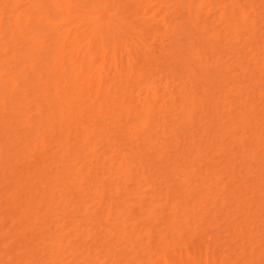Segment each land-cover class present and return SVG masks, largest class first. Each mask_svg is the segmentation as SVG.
Returning a JSON list of instances; mask_svg holds the SVG:
<instances>
[{
	"label": "bare ground",
	"instance_id": "bare-ground-1",
	"mask_svg": "<svg viewBox=\"0 0 264 264\" xmlns=\"http://www.w3.org/2000/svg\"><path fill=\"white\" fill-rule=\"evenodd\" d=\"M129 1L131 0H123L124 3H122L121 0H7L6 2L8 4L6 6L9 7V9L7 8V10H9L7 16L5 15L6 13L2 11L3 8L0 9V247L2 246L0 249V264H41V260L44 257H47V259L51 261L47 262V264H78L76 263L78 258H82L85 263H94V261L91 260V252L88 249L82 246L68 249V245L65 246V244H72V241L68 240L72 236L81 238L83 241L92 240L93 242L102 240L103 236L96 239L95 233H92L91 230L81 229L82 223L79 222L76 224L70 217V214H67L68 210H70V213H77L79 215L83 211L84 214L80 215V219L95 216L98 218V221H101L102 218L106 216L105 220L108 222L114 218L115 224L121 225L124 228L122 230L124 231L123 233H126L123 237H118V239L129 238L130 240L126 231L131 229V232H133L136 229L135 223H130L135 217L125 210V208L136 207V204L132 203L129 198L123 196V190L127 191V187L125 186L131 183L133 178L132 173L134 170L138 169L136 166L138 164V162L136 164V159L139 160L140 164L144 161L145 157V163H147L149 160H147L146 157L148 158L149 155H147V150H145L146 148L143 147V145L140 149L139 147L132 146L130 142L127 145V149H123L124 151L121 152L117 149L118 138L113 137L115 141H111L113 138L108 139L107 134V137L103 136L107 130L110 134L109 128L112 126L113 127L110 129L115 128L121 130L122 128V132L126 128L131 130L132 134L137 135L140 140L144 141V145L147 143L149 144L151 143L152 133L155 129L154 124L158 121L155 120L156 117L153 116L152 113L156 106L157 98H159V88L155 79L149 78L150 80H145L143 79L144 74L137 73L136 79L144 81L141 89L147 94L145 100L141 103L139 102V105L132 106L131 101H125V98H118L120 102L116 100L117 97L126 95L130 99L131 95L124 92L126 89H123V80L125 79L126 81L136 74L138 63L140 62L139 59L141 57H146L147 60L149 58L148 61H150L152 58L151 56L155 55V58H152L153 60L151 61L156 63L155 61L159 57L155 52V48L157 47H155L153 51L150 47L143 44L145 35L152 38L153 41L154 39L157 40L158 28L156 29V27L158 26L155 25L154 27L156 32H153L151 29L152 33L147 34L146 30H144L146 27H135L134 24L131 23V17H129V22L127 17L125 18L123 16L124 14L122 11V9L130 3ZM141 1L142 0L139 2ZM207 2L208 0H202L201 3L204 4ZM158 4L159 3L155 5ZM132 5L131 9L134 8ZM231 7L223 6V8H221V11L222 9L223 11L220 13L217 20H221V22L223 21V23H225V26L221 24V27H223V32L227 33L226 36L234 35L235 38L238 37L237 35H239L238 33L240 32V30H238L239 20L243 19L245 23V19L248 17L247 12L240 6L237 7V9H230L229 12L228 9ZM124 10L126 11L127 9ZM133 10L136 13V9L134 8ZM134 11L132 12L134 13ZM126 13L128 14L129 11ZM236 13L239 14L242 19H236ZM132 17L134 16L132 15ZM145 17L146 15L144 18ZM243 20L240 25H244V23H242ZM236 21L238 23H236ZM147 22L145 24H147ZM163 23L167 31L171 25L169 22L167 23V21ZM148 24L150 25L151 23ZM174 25L177 26V24ZM151 26H149V28ZM124 28L126 32L129 31L132 32L133 35H136L134 37L133 35L131 36V38H135L132 40V46H130L131 43H127L125 37L127 33ZM174 29L175 31L180 30L178 28L176 30L175 26ZM202 30L207 33L206 25L202 27ZM61 31L63 32L59 33ZM171 33L169 32V34ZM262 33L264 34V32ZM172 34L171 39H174V34L173 36ZM194 35H190L192 37H190V40L192 41L189 43L192 47L189 50L186 45L180 44L179 42H181V40H176V37V42L174 43L173 41L175 40H173L169 45L167 40L170 39V36L168 38L166 37L167 44L165 45H169V48L165 47L163 43L161 44L163 45V49H170L167 50V53H165L166 49H162L163 53H165L162 55H167L169 58H163L166 61L165 65L169 71L171 69H169V67H172V69L176 67L177 70L179 69L177 67H180L183 75L186 73L188 75L189 72H197L198 75L200 74V79L205 78L210 81H208L205 86L214 89V83L212 84V80L209 79L212 77L208 74L210 72V70H208L209 68H207L208 72L206 69H202L201 66L193 65L191 61L192 56L198 58L199 62L206 56L204 53L203 56H200L202 52H196L198 51L196 46L199 45L197 42L199 43L200 38H196ZM184 36L188 37V35ZM220 36L221 33L216 28H213L211 38L215 41H219L222 40V36ZM251 37L252 35H249L248 38ZM190 44L187 43V45ZM26 45H30V47H25ZM193 50L196 54L191 55ZM60 59L63 61L69 59L68 62L61 63L62 70L57 69L59 66L58 60ZM164 60L163 62H165ZM69 62H71V66L66 67ZM154 63L148 62L150 65ZM168 64L170 65L169 67ZM156 65L158 67L157 63ZM154 68L156 70V67ZM154 68L152 69L151 66L152 70H154ZM215 68L217 69L218 67ZM151 69L149 67L148 71L150 72L148 73L150 74H152ZM259 71H264V65L263 67L261 66ZM170 73L172 74L171 71ZM187 75L186 79L188 80L184 82L190 81ZM199 77L197 76L194 81H197ZM200 79L198 81H200ZM205 79L203 81L204 83L207 81ZM62 81L67 82L62 84ZM118 83L119 85L117 86ZM204 83L202 84V89ZM190 84H192V89H195V91H192L193 96L191 95V99L188 98L189 100H186V102L181 105L182 109H180L181 112H183L184 108L187 110L185 114H183V118L189 123H193L194 113L198 109V104L195 101H202L201 106L204 107V97L199 96V94H203L199 85V89H197V85L195 87L193 83ZM110 86H113L111 92L114 91L111 94L112 97L116 94L120 95L113 98L114 100H109V98H111L110 96L108 102V96L106 95H110L109 91L112 89ZM114 87L116 88L114 89ZM218 88H220V86ZM210 89L207 91H210ZM198 90H200V92ZM204 91L203 89V92ZM149 93H151L150 96H148ZM249 93L251 94V92ZM169 94L170 97L174 99L173 92ZM209 97L210 96H205L207 99L206 104H210L213 110L217 109V107H219V98ZM245 98L240 101L241 98L239 97L240 100L237 101L238 103L235 102V104L231 106H236V109L243 107V109H245L243 111L247 115H245L242 110L238 112L229 107V111H226L228 114L225 115L226 112H223V114L229 119L230 126H235L233 127V131L240 130V128L246 131V128L249 129L250 127L249 131L252 134L253 131L257 130V133H255L258 134V138H256L257 136L255 134L256 137H250V143L252 141L254 144L252 143L251 145L253 149L248 150L249 152L251 150L249 153L250 155H255L260 152V150L264 151V148H258L260 147V142L255 143L256 139L259 141V137L264 135L262 134L264 130H261L264 128H259V126L262 125V127H264V123L262 125L259 123L261 119L262 122L264 121V111L262 109L259 111V108H255L256 106L254 107L252 103L246 104L251 98L248 93ZM252 100H255V98ZM107 102L108 105L106 104ZM103 104L105 105L104 108L106 107L105 109L102 108ZM208 104L207 107L209 106ZM225 116L224 118L227 119ZM123 117H125V119H123ZM97 118H101V124L98 123ZM215 118L216 117H211L210 120L213 122ZM219 118L221 120L220 116L218 119ZM95 123L99 125V133L97 130L98 128L96 129L97 131L93 130L96 128L94 127ZM123 123L129 125V128ZM100 125L108 127L107 130ZM91 126L94 128L91 129ZM157 126L158 125H156V127ZM251 126L255 128L252 131ZM223 128H216L217 137H220L218 134L222 132L224 134H222L220 138H223L222 136L229 131L228 134L231 133L232 129L230 130L229 127L224 128L229 130L225 132ZM257 128H259L262 133ZM207 130L208 129H206V131ZM169 131L171 134L175 135V138H178L176 127L170 125ZM93 132L97 134H92ZM244 133L245 132H243V134ZM98 134H102L101 136H103L99 138H107H105V140H107V145L110 147L108 150L105 149L100 152L98 151L99 148L95 147L98 142ZM234 134L232 132V135ZM94 135H96V137ZM171 137H173V135ZM191 137L193 139L194 136L191 135ZM240 137L241 136H239V140ZM94 138L96 139L94 140ZM91 139L96 142V145L93 143L94 141L91 144ZM241 139L243 140V137ZM252 139H255V141ZM242 140L236 146V149L240 150L238 146L244 145V140ZM88 141H90V143ZM209 141H211V139ZM204 143L202 145H204ZM230 143L228 144L230 145ZM86 146H89L87 152V149H85ZM194 148V151L197 150L196 152L201 156L206 152L200 149L201 144H199L193 148L188 147L185 154L178 153L176 157L181 162L185 161L186 157L192 154ZM231 148L233 149L232 146ZM246 154L248 153L246 152ZM234 155L236 156L237 152L234 153ZM239 155H241V157H236L242 159L241 163H245L242 158L243 155ZM88 157H92L90 158L91 160H89ZM246 157L244 156V160H246ZM93 158L96 159L93 160ZM155 158H159L163 161L164 157L156 153ZM197 159L200 160V158ZM166 161L168 160L166 159ZM199 164L201 167L202 163ZM206 164L204 171L201 172L202 167L200 169L202 175L210 177L208 180L205 179V185L216 189L220 188V190L223 187L227 196L224 195L220 197L221 194L213 195L211 193V198L214 200V209L209 210L210 214L207 211L209 208H207L206 211L208 214L203 212L204 214H201L203 217L199 218V221H197V219L195 220L193 217L194 215L190 217L188 212L191 209L194 210V212L198 209L204 211V196H194V194L189 193L188 189L177 188V182L174 183L176 178H174V181L172 180L173 182L169 179L168 181H171V185L166 186V190H172L170 194L180 199V202L171 203L170 207L172 212L173 210L174 212L177 210V214H182L184 219L182 222L184 223H188L194 219L193 221L197 229L199 228V231L197 230L198 232L195 233V235H189L183 231L174 232L173 234L176 239L175 243L171 241L157 242L156 245L158 246L156 247H158V252L151 249L143 256V259L139 258L135 260L133 264H264V238L255 231L257 223L264 227V219L262 220V215H260L264 212V188L262 189L258 185L260 181H257V179L253 181L252 178L251 180L254 182L252 187L247 186V182L246 185H236L237 177L235 176V178V174H233L235 173L234 167H228L231 170L230 173L232 175H230L229 172H218V168L216 170L210 168V165L214 167V165L210 163ZM228 166L232 167L231 165ZM228 168L226 169L227 171L229 170ZM177 169L178 168L174 167L171 172L174 173ZM182 169L183 171L181 173L184 174L185 178H183L184 181L182 179L181 182L187 183L184 186L189 187L188 183H190L193 178V171L187 172L186 167H182ZM221 169H223V167ZM239 169H241V167ZM241 170L238 171L241 173ZM247 175H250V173ZM239 178L240 177H238V179ZM141 179L142 180L138 181V185H140L142 181L147 183L146 188L144 187L146 195L144 196L145 201H148L150 207L152 206L154 209L158 208V190L156 191L155 189L156 194L153 192L154 186L152 185L154 184L150 182L148 177H141ZM108 180L113 182L114 185L112 186V184H109L108 187H106L104 183ZM256 186H259L262 191H259V187ZM90 194L95 198L86 201V198L91 197ZM247 195L251 197L247 198ZM77 197H79L80 200L77 201ZM115 201L119 202L116 204ZM179 203L183 204V208L179 209ZM53 208L55 212H52ZM228 209H231L230 213H226L227 211L223 213V211ZM58 210L61 212L66 211V213L64 212L65 216H63L64 214L61 215V213H58ZM157 210L158 209H156V211ZM156 211H153L152 215L156 213ZM150 212L151 210L149 213ZM49 214L50 217L57 218L56 226L53 227L54 230L49 229L47 232H44V225H46L48 219L51 220ZM231 216L234 218L236 216L234 221L231 220L232 222H230V224L224 227L221 226L223 228H220L229 235V242H227L228 239L226 238V245H224V243L222 244L223 247L226 246V250H218V248H223L221 247L222 245H220L223 237L213 236L212 233H209V229L216 226L215 221L222 219L221 221L223 222V220H227ZM233 217L231 219H233ZM205 219L206 221H204ZM258 219L259 221H257ZM225 222L227 223V221ZM115 224L110 225V227L115 229ZM174 224L175 220L169 222L167 229L173 231ZM108 233L111 235L110 231ZM117 235L119 236L120 233ZM111 236H113V234ZM147 240L149 244L154 241L153 237L151 238L150 236Z\"/></svg>",
	"mask_w": 264,
	"mask_h": 264
},
{
	"label": "rangeland",
	"instance_id": "rangeland-1",
	"mask_svg": "<svg viewBox=\"0 0 264 264\" xmlns=\"http://www.w3.org/2000/svg\"><path fill=\"white\" fill-rule=\"evenodd\" d=\"M6 1L7 0H0V5H1L0 9L3 8L2 11H4L6 13L5 15L7 16L8 12H9V10H7V8L9 9V7L6 6L8 4ZM131 1H133V0H131ZM131 1H129L130 3L122 9L123 14H124L123 16L125 18L127 17L128 21H129V17H131L130 18V20L132 19L131 23H133L135 27H140V26H143L144 28L146 27V29H144V28L143 29L146 30L147 34H151L152 30H153V32H156V29L158 28L157 29V32H158L157 40L154 39V41H153L152 38L148 37L147 35H145L143 38V44L150 47L151 50L154 51L155 47L158 48V50H157V48H155V52L157 53L156 55L159 56L157 58L158 62L155 59L156 60L155 62L158 64V67H157L156 63L151 61V60H153L152 58H155V55H153L154 57L151 56L152 58L150 61H148L149 58L147 60V58L145 57L146 58V60H145L144 57H141V58L139 57L140 62L138 61L139 63H138L136 74L133 75L131 78L127 79L126 81H125V79L123 80V89H126V90H124V92H127L129 95H131V97H132V98L130 97L131 100L129 99V97L127 95L122 96V97H117L120 94H118V95L116 94L115 96L112 97L111 94L114 92V91L111 92L113 90V86L112 87L110 86V88H112V89H110V91L108 89V91L110 92V95H106V96H108L107 100L110 96H111V98H109V100H114L113 98H115V97H117V99H116L117 101H119L120 98L121 99L125 98V101H131L132 106L133 105H135V106L139 105L141 102H143L145 100L147 94H145L146 92L144 90H143L144 91L143 92L141 89L142 85L144 84V81L143 80L140 81V80L136 79L137 73L144 74L143 79H145V80H147L149 78L155 79L157 81V85L159 88L158 89V92H159L158 97L159 98H157L158 103L156 102V106H155L154 111L152 113H153V116L156 117V118L154 117L155 120H158V121H156V124H154L155 129H154V131L152 133V137H151L152 138V140H151L152 144L147 143L145 145H144V141L140 140V138L137 135L132 134V131L129 129L125 128L123 130V132H122V128H121V130L115 129V128L110 129L113 127L110 124L112 127L109 128V130H110V134H109V131L107 130L108 127L100 125V126H103L102 128L105 127L106 129L105 128L104 129L108 131V132L106 131L105 135H103V136H106V134H107L108 137L107 136L106 137L108 139L113 138V137L118 138L117 139V145H118L117 149L118 150H120L122 152V151H124L123 149H127V145L129 144V142L132 144V146L139 147L140 149H141V146L143 145V147L146 148L145 150H147L146 151L147 155H149L148 158L146 157V159L149 161L147 163H145V157H144V161L139 164V160L136 159V164L138 162V164L136 165L138 169L133 171L132 181L130 180L131 183H129L127 186L122 184L125 187H127V191L123 190V193L126 194V195L123 194V196L126 198H129L132 203L136 204L135 205L136 207H134V208H125L127 213H130L135 217L134 219H132L130 221V223L131 224L135 223L136 229L133 232H131L132 231L131 229H128L126 231L128 237H130V240H129V238L128 239H126V238L125 239H118V237H123V235L126 233H123L124 231H122V230L124 228L121 225H119L117 223L115 224V221L113 220L114 218L112 220H109L108 222L105 220L106 216H104L101 221H98V218L95 216H90V217H87L84 219H80V215L84 214L83 211L80 213V215L77 213H75V214L70 213L69 212L70 210L67 211V214H70V217L72 218L73 221L76 222V224H78L79 222L82 223L81 229L91 230L92 233H95L96 239L103 236V239L100 241H97V242H93L92 240L91 241H89V240L83 241L81 238H76L74 236H72L71 238L68 239L69 241H72V244H67V243L65 244V246L68 245L67 246L68 249L73 248V247H77V246H82L91 252V260H93L94 263H92V262L91 263L90 262L85 263V261H83L82 258H78L76 260V263H78V264H133V262L135 260H137L139 258L143 259V256L147 252H149L151 249H154L155 252H158L159 251L158 247H156V246H158V245H156L157 242L160 243V242L171 241V242L175 243L176 239H175V236L173 234L174 232L183 231L189 235H195V233H197L199 231V228L197 229L196 224L193 221L194 219L188 223H184V222H182L184 220L182 214H177V210H175L176 212H174V210L172 212L171 207H170L171 203L172 202H180V199H178L175 195L170 194L171 193L170 191H172V190H166L165 187L168 185H171V181L172 180L174 181V178H176L174 183L177 182L176 183L177 188L180 187V188L188 189L189 193L194 194V196L195 195H203L204 196V206H203L204 211L202 209L201 210L198 209L195 212L192 209L190 210L191 212L187 211L188 215L190 217L194 215L193 217L195 218V220L197 219V221H199V218L203 217V215H201L203 212L208 214V212L210 213V211H209L210 209L211 210L214 209L213 208L214 207V204H213L214 200L211 198V195H210L211 193L213 195L214 194L215 195L221 194L220 197L226 195V193H225L226 191L223 189V187L221 188V190L223 189L221 191L220 188L216 189V188H213L211 186L205 185L206 180H208V178L210 179V177H207L206 175H202V173H201L202 171L205 170V167H206L205 165H207L206 163H210V164L214 165V167H211V165H210V168H213L215 170L218 168V170H219L218 172L221 171V173H226V172L230 173L231 170L229 168L234 167L235 173H233V174H235L234 177L235 176L237 177V178L235 177L237 182L234 179V181L237 183L236 185H240V184L246 185V182H247V184H248L247 186L252 187L253 183H254V182H252V180L254 181L255 179H257V181L258 180L260 181L258 185L262 189L264 188V179H263L264 178V167H263L264 166V153H263L264 151H261L259 149L260 152H258L259 154L256 153L255 154L256 156L249 154L251 152V150L253 149L251 146L253 142L251 141V143H250V140H251L250 137H252V138H253V136L256 137L258 135V134H256L257 130L253 131L251 134V132L249 131L250 127L248 126L249 129L246 128V131L242 130V128H240V130H234L233 131V127H235V126H230V121L225 116L228 114V112H226V111H229L228 107L231 109L233 108L235 111H238V112L241 110L242 111L245 110V109H243V107L242 108L239 107V109H236V106L234 107L231 105L235 104V102L240 100L239 97L241 98L240 101H242V99L245 98L247 93H248V95H250L251 98L248 101V103H246V104L252 103L254 105V107L256 106L255 108H257V109L259 108L258 109L259 111H260V109H262L264 111V109H263V107H264V97H263L264 96V73L263 72L264 71L263 72L259 71L261 66L263 67V65H264L263 64V62H264V51H263V49H264V34L262 33V32H264V0H216V1L215 0H208V2L204 3V4L201 3L202 0H166V2H165V0H142L141 2H139L140 0H134L137 3H135L134 1H133L134 2L133 3ZM121 2L124 3L123 0H121ZM150 3H152V4H150ZM157 3H159V4L155 5ZM131 5H132V7H134L136 9V13L138 11L137 14L133 10L134 8L131 9ZM225 5H227V6H225ZM231 5H232V7H231ZM223 6L224 7H231L228 9L229 12H230V9H232V8L237 9V7H239V6L247 12L248 18L245 19L246 25L244 23V20L240 17V15L236 13L237 14L236 19L240 18L243 20L242 23H244V25H242V24L240 25L242 20H239L240 21L239 23L237 22L238 20L236 21V23H238V28H239L238 30H240V32L238 33L239 35H237L239 38L238 37L234 38V35L226 36L227 33L223 32V27H221V24L225 26V23H223V21L221 22V20L220 21L217 20L218 16H220V13H222V11H223V9L221 11V8H223ZM195 7H196V9H195ZM168 8H171V9H168ZM199 8H200V10H199ZM124 9H127V10L125 11ZM130 9H131V11H130ZM171 10H172V12H171ZM128 11H129V13L127 14L126 12H128ZM132 11H134V13ZM167 12H168V14H167ZM194 12H195V14H194ZM132 15L134 17H132ZM145 15H146V17L144 18ZM165 15H167V16H165ZM216 16H217V18H216ZM172 18H173V20H172ZM140 20H142V21H140ZM165 21H167V23L169 22L170 25L172 26V27L170 26L169 29H167V31H166V27L163 26V25H165L163 23ZM146 22H147V24L148 23H151V24L147 25V24H145ZM136 23H138V24H136ZM171 23L173 25L177 24V26L176 25H174V26L176 27V30H177V28L180 30L175 31L174 26ZM155 25L158 26V27H156V29L154 28ZM205 25L207 27V33L205 31L203 32V30H202V27ZM149 26H151V27L149 28ZM253 26H255V27H253ZM213 28H216L221 33L222 40L215 41L214 39L211 38V33H212ZM181 29H182V31H181ZM169 30H171L172 33L174 34V39H171L172 33ZM149 31H150V33H149ZM168 31L171 34H169ZM62 32L63 31H61L59 33H62ZM125 32H126V29H125ZM128 32L129 31L126 32L127 34L125 37L127 39V43H129V44L131 43L130 46H132V43H133L132 40L135 39V38L133 39V37L136 35L135 34L133 35L132 32H129V33ZM165 32H167L168 34ZM188 32H189V34H188ZM175 33L177 36L175 35ZM128 34H130V35H128ZM173 34H172V36H173ZM191 34H193V35L195 34L194 36H196V38L197 37L200 38L199 43L197 42V44H199V45L196 46V49L198 51H196V49H195V51L196 52H202L200 56H203V53L206 55L203 57L202 60H200V62H199L198 58H196L195 56L191 57V61H192L193 65H196L199 67L201 66L202 69H204V70L205 69L207 70V68H209L208 70H210V72L208 70L207 71L209 72L208 74H210L212 76L209 79L212 80L211 81L212 84L214 83L213 84L215 86L214 89H210L209 86H205V84H207V82L209 80L204 78L205 80H207V81H205L206 83H204L203 82L204 79L202 78L203 79V81H202V79H200V77H199L200 74L198 75L197 72H193V73L189 72L188 75H187V73L183 75V73L180 70V67H177V68H179L178 70L176 69V67H175L176 70L173 68L175 70L174 71L172 69V67H169L170 65L168 64L169 69L171 68L170 69V71L172 72V74H171L165 65L166 61L163 58L165 57V59H167L168 57H167V55L163 56L162 54H165L168 52L167 50H170V49H167L165 47H168L170 45L169 43H171V41L175 40V37H176V40L180 39L181 42H179V43L186 45V47H188V50H189L192 47V45L189 43L192 41V40H190ZM132 35H133V37L131 38ZM184 35H188L189 38L184 36ZM249 35L250 36L252 35V37L248 38ZM156 36H157V34H156ZM166 37L167 38L169 37L171 39V40L168 39L170 42L167 40ZM236 38H238V39H236ZM248 39H250L251 42ZM155 40H156V42H155ZM166 40H167V43L169 44L168 46L165 45V44H167ZM176 40L173 42L175 43ZM162 41H164V42H162ZM162 43H163V45H165L164 48L166 50L162 48L163 47V45H161ZM177 43H178V41H177ZM187 43L190 45H187ZM197 44H195V45H197ZM30 45H26L25 47H30ZM155 45H157V46H155ZM162 49L165 50L166 52L164 51L165 53H163ZM192 54H196V53H194V50H193V53H191V55ZM17 55H18V53H17ZM163 60L165 62H163ZM68 61H69V59H66L64 61L62 59L58 60L59 66L57 67V69L62 70V64L61 63H65ZM170 61H168V62H170ZM148 62H151L154 64L150 65V64H148ZM215 63H217V64H215ZM68 66H71V62H69L68 65H66V67H68ZM151 66H152V69L154 67H156V70H155V68H154V70H152ZM149 67L152 70L151 71L152 74L148 73V72H150V71H148ZM215 67H218V68L216 69ZM166 70H168V71H166ZM178 72H179V74H178ZM258 73H260V74H258ZM186 75H187V78L190 79L189 82L193 83V86H195V87H196V85H197V87H198V85L200 86V90L202 91L203 94H199V96L204 97V99H203L204 107L201 106L202 101H200V102H198L197 100L195 101L198 104V109L194 113L195 115L193 116V118H194L193 123H189L188 121H186L183 118V116H184L183 114H185V112L187 111L185 108H184L183 112H181V109H182L181 105L184 104L186 102V100H189L188 98L191 99V95L193 94L192 91H195V89H192V86H191L192 84H190L188 81L184 82L185 80H188V79H186ZM152 76H153V78H152ZM197 76L199 77L200 81H198L199 79H197V81H194V79L197 78ZM168 79L170 82L168 81ZM191 79H193V80H191ZM256 81H257V83H256ZM65 82H67V81H62V84H65ZM165 83H166V85H165ZM179 83H180V85H179ZM203 83H204L203 89L205 90L204 92L202 89ZM118 85H119V83L117 84V86ZM181 86H183V87H181ZM189 86H190V88H189ZM219 86H220V88H218ZM115 88L116 87H114V89ZM197 89H199V87ZM209 89H210V91H207ZM168 90H169V93L173 92L174 99H172L170 97ZM189 90H191V91H189ZM200 90H198V91L200 92ZM141 91H142V93H141ZM249 92H251L252 95ZM130 93H132V94H130ZM150 95H151V93L148 94V96H150ZM205 96H210V97L212 96L213 98H219V101H218L219 107H217V109L213 110V108L210 107L211 105L208 103L207 104L209 106L207 107V104H206L207 99L205 98ZM168 98H170V99H168ZM254 98H255V100H252ZM132 99H133V101H132ZM109 100H108V102H109ZM172 100H174V101H172ZM243 101H245V100H243ZM108 102L106 103L107 105H108ZM110 102H112V101H110ZM260 102H262V103H260ZM104 106L105 105L103 104V107H102L103 109L106 108V107L104 108ZM223 112L224 113L226 112V114L224 115ZM243 113H245V112L243 111ZM222 115H224L227 119H225L224 116H222ZM245 115H247V114L245 113ZM219 116L221 117L222 121L220 120V118L218 119ZM211 117H216L215 120H213V122L210 120ZM97 119H96V121H97ZM100 119H98V123H100V121H102ZM123 119H125V117H123ZM128 119H130V118H128ZM257 119H259V118H257ZM256 120H255V124H256ZM225 121H227V122H225ZM128 122H130V121H128ZM96 123L94 126L96 128L93 127L94 128L93 129L91 126V129H93L94 131L99 126V125H97L98 123L97 124ZM259 123L262 125L264 123V121L262 122V119H261ZM123 124H125V123H123ZM156 125H158V126L156 127ZM170 125H173L174 127L177 128V137L178 138H175L174 137L175 135L171 134V132L169 131ZM250 125H252V124H250ZM257 125H258V123H257ZM262 126H259V128L260 127L264 128ZM126 127L129 128V125H126ZM218 127H221V128H223V127L228 128L229 127L230 130L231 129L232 130H231V133L228 134L230 131L223 128L224 132L225 131H229V132H227V134L223 135L222 136L223 138H220L221 135L224 133L222 132V133L218 134V136L220 135V137H217L216 128H218ZM255 127H258V126H255ZM259 128H257V129H259ZM99 129L100 128L97 129L98 133H99ZM206 129H208L209 131L208 130L206 131ZM253 129H255V128L252 127L251 131ZM261 130H264V129H261ZM261 130L259 129V131L262 133ZM242 131L245 133L243 134ZM259 131H258V133L260 135ZM201 132L203 134V137H202ZM232 132H233V134L234 133L235 134L232 135ZM209 133H211V134H209ZM92 134H97V133L93 132ZM262 134H264V132ZM101 135H99V134L97 135L98 136L97 141L99 142L102 140L99 143L97 142V145H96V142L94 141L96 138H94V140H93L94 142L92 141V139L90 140L91 144H92V142L95 143V145H96L95 147L99 148V150L98 149L97 150L100 152H102L105 149L108 150V148H110L109 145H107L108 144L106 142L107 140H105L106 137L105 138H99ZM109 135H110V137H109ZM172 135H173V137H171ZM191 135L194 136L195 138L193 137V139H192ZM94 136L96 137V135H94ZM103 136H101V137H103ZM205 136L208 138H206ZM210 136H212V137L214 136V137L212 138ZM239 136H241L240 140H239ZM261 136L259 138L260 139L262 138V139L261 140L259 139V141H258V139H256V141H255V139L254 140L252 139V140L255 141V143L260 142L259 143L260 147H258V148L262 149V148H264L263 147L264 146V135L262 137ZM242 137L244 140V145L238 146V148L240 147L239 148L240 150H238V149H236V146L240 143V141L242 140L241 139ZM115 138H113V140L111 139V141H115ZM209 138L211 139V141H209L210 140ZM214 138H216V139H214ZM256 138H258V136ZM205 140H207V141H205ZM213 140H215V141H213ZM90 141H88V142L90 143ZM204 141H205V143H204ZM149 142H150V140H149ZM203 143H204L205 147H204V145H202ZM228 143H230V145ZM262 143H263V145H262ZM91 144H87V145H91ZM192 144H193V146H192ZM197 144L198 145L201 144L200 149L206 151L203 154V156L199 155L196 152L197 150L194 151L195 150V148H194L192 154L190 155L191 157L190 156L186 157V160L182 161V162L178 160V158L176 157V155L178 153L185 154L188 147L193 148L195 146H198ZM233 145L235 146V148ZM231 146L233 147V149L231 148ZM86 147H85V149H87L86 150V152H87L89 146H86ZM196 149H198V148H196ZM226 149L227 150L229 149V150L227 151ZM249 149H251L250 152L248 151ZM136 151H138V150H136ZM238 151H239V153H238ZM236 152H237L236 156L241 157V155H239V154L243 155L242 158H243V161H245V163L244 162L241 163L242 159H240L239 157H236L234 155V153H236ZM246 152L248 154H246ZM156 153L158 155L161 154V156L164 157L163 161H161L159 158L158 159L155 158ZM230 153H232V154H230ZM182 156H184V155H182ZM244 156L245 157L247 156L248 158L246 157V160H244ZM260 156H261V158H260ZM196 157L200 158V160H202V159L203 160L200 161ZM228 157H229V159H228ZM230 157H232V158H230ZM90 158H92V157H88L89 160H91ZM95 159L93 158V160H95ZM166 159L168 161H166ZM250 160H252V161H250ZM151 161H153V162H151ZM231 162L233 165L231 164ZM151 163H153V164H151ZM199 163L203 164V165L201 164L202 169H201ZM228 165H231L232 167H230ZM216 166H218V167H216ZM236 166H238V167H236ZM174 167H176L178 169L176 172L173 173L171 171L174 169ZM182 167L183 168L186 167L187 172L193 171V173H192L193 178L191 179L190 183H188L189 187L184 186L187 183L181 182V180L183 178H185L184 174L181 173L183 171ZM222 167H223V169H221ZM226 167L227 168L229 167L228 171L226 170L227 169ZM240 167H241V169H243V168L244 169L241 170V169H239ZM261 167H263V168H261ZM249 168H251V169H249ZM200 169H201V172H200ZM238 170H241V173ZM243 172H244V174H243ZM260 172H261V174H260ZM248 173H250V175H247ZM181 174H183V175H181ZM230 175H232V174L230 173ZM141 177H148L150 182L152 184H154L152 186H154L153 192L155 194H156V191L158 190L157 191L158 192V208L154 209V207H152V206L150 207L148 204V201H145L144 196H146V195H145L144 189L146 188L147 183L145 181H142L141 184L138 185V181L142 180ZM230 177H232V176H230ZM238 177H240V178L238 179ZM169 179L171 181H168ZM260 179L262 180V182ZM183 181H184V179H183ZM104 184L106 187H108L109 184H112V186L114 185L113 182H111L109 180L107 182H105ZM124 186H122V187H124ZM182 186H184V187H182ZM259 186H256V187H259ZM120 187H121V184H120ZM260 187H259V191H262V189ZM155 189H156V191H155ZM90 196L91 197L86 198L85 200L89 201V200L95 198L91 194H90ZM250 197L251 196L247 195V198H250ZM78 200H80L79 197H77V201ZM118 202L119 201H115L116 204ZM178 206H179V209L183 208V204H181V203H179ZM207 208H209V209L207 210ZM156 209H158V210L156 211ZM150 210H151V212L149 213ZM153 211H156V213H154L152 215ZM52 212H55L54 208H53ZM57 212L61 213V215L64 214L63 216H65V213H66V211H62L63 212L62 213L59 210ZM91 212H93V211H91ZM225 212L230 213L231 209L223 211V213H225ZM173 213H176V214H173ZM263 213L260 214V215H262V220L264 219ZM232 217L233 216H231L227 220H223V222L221 221L222 219L215 221L216 226H214L212 229H209L210 230L209 233L210 234L212 233L213 236L216 235L215 237H220V238L223 237L222 238L223 241L221 240L220 245H222L223 243H224V245H226V243L229 242V239H228L229 235L227 233L223 232L222 231L223 229H220V228H223L225 225H228V224H230V222L234 221L236 216H235V218L233 217V219H231ZM260 217H259V219H260ZM49 218L51 220L48 219L46 225H44L45 226L44 232H47V230L53 229V227L56 226L57 218L56 217H50V214H49ZM259 219L257 221H259ZM174 220H175V224H174L175 226L173 227L174 230L170 231L169 229H167L168 223L172 222ZM204 221H206V219ZM225 221H227V223ZM176 222H177V224H176ZM218 222H219V224H218ZM112 224H115V227H116L115 229H112L110 227V225H112ZM258 224L259 223H257V225L255 226V231H256V233H258V235L260 234L264 238V227H262L261 224H259V225ZM221 226H223V227H221ZM214 228H215V230H214ZM218 230H219V232H218ZM109 231H110L111 235L113 234V236H111L108 233ZM118 233H120L119 236L117 235ZM97 234H98V236H97ZM219 235H221V236H219ZM149 236L151 238L153 237V239H154V241L150 244L147 242L148 241L147 239ZM40 239H41V237H40ZM226 240H227V242H226ZM221 247H223V245ZM1 248H2V246L0 247V249ZM221 249H224L223 251H225L226 246H224L223 248H218V250H221ZM57 259H59V258H57ZM238 260H239V258H238ZM47 262H51L50 259H47V257L42 258L41 264H47ZM263 263H264V261H263Z\"/></svg>",
	"mask_w": 264,
	"mask_h": 264
}]
</instances>
